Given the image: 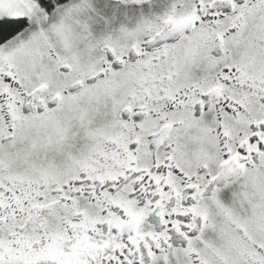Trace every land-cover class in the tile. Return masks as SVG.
<instances>
[{
    "label": "snow or ice",
    "instance_id": "6c2138e0",
    "mask_svg": "<svg viewBox=\"0 0 264 264\" xmlns=\"http://www.w3.org/2000/svg\"><path fill=\"white\" fill-rule=\"evenodd\" d=\"M0 264H264V0H0Z\"/></svg>",
    "mask_w": 264,
    "mask_h": 264
}]
</instances>
